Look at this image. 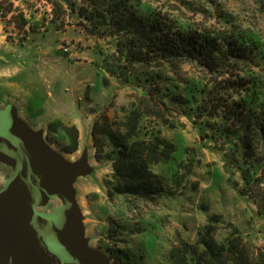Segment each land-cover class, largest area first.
Listing matches in <instances>:
<instances>
[{
	"label": "rangeland",
	"instance_id": "374dc122",
	"mask_svg": "<svg viewBox=\"0 0 264 264\" xmlns=\"http://www.w3.org/2000/svg\"><path fill=\"white\" fill-rule=\"evenodd\" d=\"M136 1L161 11L180 27L212 35L237 30L264 45V5L254 0ZM22 17L26 25L20 29ZM77 19L63 0H0V113L13 112L41 131L48 145L68 162L79 161L77 172L67 182L55 180L43 193L31 197L29 211L49 217L66 205L67 211L77 212L83 239L105 251L113 264L117 260L121 264H171V247L182 240L194 244L214 214L218 215L214 224L218 241L235 230L262 248L264 218L249 198L240 196L227 182L222 153L204 138L184 105H173L180 115V124L174 128L153 117L141 122L144 131L158 133L175 145L171 162L155 167L165 177L166 193L152 202L108 196L111 165L95 158L91 125L101 113L124 118L129 95L136 88L120 85L109 75L108 83H103L99 51L108 52L113 46L85 35L76 26ZM52 20L59 31L54 30ZM185 69L188 77L200 73L199 68ZM56 122L77 128L76 151L64 150L70 139L61 126L49 130ZM19 159L18 150L0 148V190ZM0 264H7L3 256ZM39 264L49 263L45 259Z\"/></svg>",
	"mask_w": 264,
	"mask_h": 264
},
{
	"label": "trees",
	"instance_id": "16d2710c",
	"mask_svg": "<svg viewBox=\"0 0 264 264\" xmlns=\"http://www.w3.org/2000/svg\"><path fill=\"white\" fill-rule=\"evenodd\" d=\"M63 1L77 14L76 26L85 35L113 46L99 51L103 83L109 75L120 85L136 88L124 118L101 113L91 125L95 158L111 165L108 196L152 202L166 193L165 177L155 167L171 162L175 145L144 131L141 122L153 117L174 128L180 115L173 105L181 104L222 153L227 182L264 218V45L259 39L237 30L212 35L183 28L136 0ZM254 1L264 5V0ZM25 25L22 17L17 27ZM54 30L60 28L55 25ZM186 66L200 73L188 77ZM57 126L70 139L64 150L76 151L77 128L56 122L49 130ZM217 219L211 216L194 244L182 240L171 247V264H264V246L257 248L238 231L218 241Z\"/></svg>",
	"mask_w": 264,
	"mask_h": 264
},
{
	"label": "water",
	"instance_id": "95a60500",
	"mask_svg": "<svg viewBox=\"0 0 264 264\" xmlns=\"http://www.w3.org/2000/svg\"><path fill=\"white\" fill-rule=\"evenodd\" d=\"M1 147L18 150L20 159L0 190V257L7 264H39L45 259L49 264H110L106 254L83 239L77 212L67 211L65 205L49 217H39L27 207L31 197L55 180L67 182L79 161L68 162L48 145L41 131L13 112L0 113Z\"/></svg>",
	"mask_w": 264,
	"mask_h": 264
},
{
	"label": "flooded vegetation",
	"instance_id": "af4514ba",
	"mask_svg": "<svg viewBox=\"0 0 264 264\" xmlns=\"http://www.w3.org/2000/svg\"><path fill=\"white\" fill-rule=\"evenodd\" d=\"M91 248H94V249H96V250H99V251H102L104 254H106L105 253V251H103L101 248H99V247H93V246H91V245H89ZM107 255V254H106ZM108 256V258H109V260H110V264H113L112 263V261H111V257L109 256V255H107Z\"/></svg>",
	"mask_w": 264,
	"mask_h": 264
},
{
	"label": "crops",
	"instance_id": "0c3cea01",
	"mask_svg": "<svg viewBox=\"0 0 264 264\" xmlns=\"http://www.w3.org/2000/svg\"><path fill=\"white\" fill-rule=\"evenodd\" d=\"M59 153H60V152H59ZM61 155L63 156V154H62V153H61ZM63 158H64V157H63ZM83 235H84V237H86V236H85V232H84V231H83ZM88 246H89V245H88ZM89 247H90V246H89Z\"/></svg>",
	"mask_w": 264,
	"mask_h": 264
}]
</instances>
